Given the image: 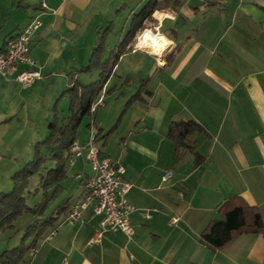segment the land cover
Wrapping results in <instances>:
<instances>
[{
    "label": "crops",
    "instance_id": "0c3cea01",
    "mask_svg": "<svg viewBox=\"0 0 264 264\" xmlns=\"http://www.w3.org/2000/svg\"><path fill=\"white\" fill-rule=\"evenodd\" d=\"M110 10L111 0H0V49L31 17L41 20L30 46L41 77L19 83L22 66L0 77V192L12 187L11 176L47 136L54 106L68 113L61 95L68 74L88 62ZM152 16L146 28L170 44L160 56L144 48L120 56L87 135L76 139L82 143L94 132L102 155L125 167L132 183L126 198L135 208L131 236L106 231L89 243L101 216L89 206L81 221L67 217L91 172L80 157L69 168L76 188L59 192L57 207L65 202L66 209L20 264H264L261 234L241 233L219 250L200 238L219 216L217 206L235 195L258 207L264 220V0H180ZM166 21L175 30L161 33ZM188 119L204 128L189 136L203 156L197 166L192 152H176L168 137L171 121Z\"/></svg>",
    "mask_w": 264,
    "mask_h": 264
},
{
    "label": "trees",
    "instance_id": "16d2710c",
    "mask_svg": "<svg viewBox=\"0 0 264 264\" xmlns=\"http://www.w3.org/2000/svg\"><path fill=\"white\" fill-rule=\"evenodd\" d=\"M179 1L148 0L132 15L129 29L109 52L106 49V37L110 27L99 32L86 65L72 68L68 74L67 87L61 94L68 99V113L60 116L54 106L53 117L47 125V136L35 144L32 159L11 176V189L0 192V231L12 228L14 220L21 213L30 212L38 216L44 214L49 200L59 192L60 181L66 176L68 149L78 137V128L83 118L86 116L93 118L90 107L103 90L114 65L122 54L132 48L136 34L154 21L152 16L154 11L165 8L162 6L163 2L167 6H175ZM93 71H98L95 80L83 83L78 79L80 73ZM138 96L136 93L130 101ZM201 132H204V128L192 119L171 121L168 129V137L173 140L176 152L182 148L190 150L196 166L202 163L203 156L189 143V136ZM106 135L107 133L103 137ZM48 161L52 162L50 167L46 165ZM43 165L46 166L45 171L39 174V187L35 190V194L40 192V201L30 207L26 203L25 191L30 177L38 173ZM65 209L64 202L51 215L30 223L18 245L0 252V264H20L27 251L36 247L44 232L53 226L57 216ZM217 212L219 216L210 220L200 233L202 242L210 249L224 248L241 233H258L264 239V220L258 207L248 204L242 197L235 195L224 200L217 206ZM30 236L31 241L26 243Z\"/></svg>",
    "mask_w": 264,
    "mask_h": 264
},
{
    "label": "built area",
    "instance_id": "2783aa9c",
    "mask_svg": "<svg viewBox=\"0 0 264 264\" xmlns=\"http://www.w3.org/2000/svg\"><path fill=\"white\" fill-rule=\"evenodd\" d=\"M40 26L39 16L34 15L21 30L6 39L0 49V77L6 76L9 70L19 66L22 68L15 76L19 83L27 86L41 77L35 60L30 55L32 35ZM146 31L144 29L136 36V42L131 48L133 51L143 48L140 46V38ZM101 100L99 96L92 103L90 107L92 114ZM97 140V135L91 132L84 142L73 141L68 149L66 162L72 165L81 157L91 170L84 181L81 196L71 204L67 214L69 219L81 221V212L92 206L94 213L101 216L100 228L95 231L89 243L100 241L106 231L122 232L130 237L133 230L129 223V215L135 209L126 198L132 183L125 177V167L119 161L102 155ZM144 216L149 217L148 212H145Z\"/></svg>",
    "mask_w": 264,
    "mask_h": 264
},
{
    "label": "rangeland",
    "instance_id": "374dc122",
    "mask_svg": "<svg viewBox=\"0 0 264 264\" xmlns=\"http://www.w3.org/2000/svg\"><path fill=\"white\" fill-rule=\"evenodd\" d=\"M147 1L148 0H111V10H110L111 13H109L111 15V17L108 18V20H106V22H104V26L101 29V32H102L105 30L106 27H110V31H107L108 33H107V37H106V41L107 40L111 41V44H106V48L108 45V48H107L108 50L110 48H113L114 45H117V43L120 41V39L123 38V36L127 32V30L129 29L131 18L130 19L128 18L127 23L125 21L127 19L128 15L132 17V15L134 13H137ZM181 1L183 2L184 0H181ZM162 6L166 7L167 5L165 4V2H163ZM113 12H114V16H113ZM109 24H111V25H109ZM151 26H152V22L148 23L147 28H149ZM147 28H144V29H147ZM171 28L173 30H175L173 25L168 24V21H166L164 24V28H162L160 30V32L164 33V31H167V30L170 31ZM144 29H142L140 32H138V34H136V36L139 35ZM136 36L134 38L133 44L136 42ZM56 110L59 111L58 112L59 115L62 116V114H60L61 112L58 109L57 105H56ZM89 122H90V116H86L83 118V120H82V122L78 128V137H77L78 139L79 138L81 139L87 135V132H88L87 123H89ZM47 125H48V123L46 124V126ZM46 126L42 127L43 130H46ZM39 128H40V125L38 126V129ZM99 145H100V143H99ZM49 164H51L50 161H48L46 165L50 167ZM45 167L46 166L43 165L40 168L39 172L32 175L29 179V184H28L26 191H25V197H26V203L30 207H33L36 203H38L40 201L41 196L38 195L35 197V190H36V188L39 187V174L43 173L45 171ZM69 168H70V165L68 163H66L65 164V170L67 172V176H65L60 181V186H62L63 188L66 189V190H64V194L67 193V190L71 191L70 193L72 194V191L74 190V188H76V182L74 181L73 174H71L69 172ZM10 188L11 187L9 186L8 188H6L7 190H4V191H9ZM59 192H61V191L59 190ZM59 192L49 200V202H48V204L44 210L45 216L50 215L52 210L57 207V205H58L57 201L62 198V196L59 194ZM51 200H54V201H53V203L50 204ZM38 217H39L38 215H34L33 213H30V212L21 213L14 220L12 228L6 229L4 231H0V252L6 248L13 247L12 245H18L21 241L23 234H24L25 228L30 223H32L34 220H37ZM31 239H32L31 236L29 238H27L26 243H29L31 241ZM14 241H16L15 244H13Z\"/></svg>",
    "mask_w": 264,
    "mask_h": 264
},
{
    "label": "bare ground",
    "instance_id": "6f19581e",
    "mask_svg": "<svg viewBox=\"0 0 264 264\" xmlns=\"http://www.w3.org/2000/svg\"><path fill=\"white\" fill-rule=\"evenodd\" d=\"M146 30L145 34L140 38L141 46L160 56L170 42L163 35L154 33L150 29Z\"/></svg>",
    "mask_w": 264,
    "mask_h": 264
}]
</instances>
